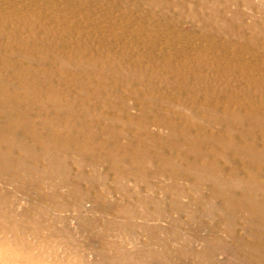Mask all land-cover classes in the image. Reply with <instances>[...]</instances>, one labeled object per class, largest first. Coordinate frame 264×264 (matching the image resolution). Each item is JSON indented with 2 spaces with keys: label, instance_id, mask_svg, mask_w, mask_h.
I'll use <instances>...</instances> for the list:
<instances>
[{
  "label": "rangeland",
  "instance_id": "obj_1",
  "mask_svg": "<svg viewBox=\"0 0 264 264\" xmlns=\"http://www.w3.org/2000/svg\"><path fill=\"white\" fill-rule=\"evenodd\" d=\"M37 1L39 3L41 2L42 5H40ZM61 1L62 0L60 1L59 0H52V1L51 0H40V1L39 0H27V1L26 0H1L0 1V5L1 4L3 5V9H0V13H1L0 19L2 20V22L0 20V24H2L0 25V66H1L0 67V79L6 80L5 82H8L11 85L10 86L8 84L9 88L13 89V91L17 93V91L22 87L21 83H22L23 78L21 79L18 78L17 74H15L16 73L15 70H6L5 64L9 62L10 65H14L15 67H21V66L23 67V64L25 65V67L29 65V67H32V69L37 68L38 70H40L42 74L40 75V77L47 78L49 75L50 79L49 78L48 79L50 81L47 80L49 81L47 83L45 80L44 83L48 84V87L57 86V88H60L61 92L63 93V97L66 103V104L63 103L62 105L61 102H59L58 104V102L54 100H53L54 103H52L50 101L51 98H49L48 103L50 106L49 105L44 106L43 104H41L42 102H45L44 100L42 101L40 100V102L38 101V103L35 102L30 106V104H27L26 102L21 101L23 100V97H22L23 93L27 95L26 92H23L24 90H21L20 94L18 93L19 96H17L18 94H16L15 92L13 96H11L12 97L11 104H18L21 106V109L18 112L19 115H24L25 112L26 114H28V112L34 114V118H33L34 120L31 121L30 123L31 126H33V123H34L33 129L39 127L41 132L46 134L47 136L49 134V137H51V135H58V139L60 141L63 140L64 146H65V149L62 150L64 152L62 156L65 157L68 155L66 157L67 159L66 166H65L66 169L57 175L56 171H53L48 167L49 160L48 159L45 160L43 158L42 154L44 152H43L42 146L37 145L39 146L37 147L33 143L34 141L33 138L29 136V129H32V127L30 128L28 123L27 124L25 123L22 127L19 128L23 143L26 146H29L31 148V151H27L28 153H24V151L23 152L18 151V152H15L13 156L12 155L10 156V158H13L14 161L19 163V166L13 165L11 161H7V164H3V165L0 164V197H2L3 200L5 201V202H1L0 200V206H1L0 207V264H208L209 262H207L208 261L207 253L205 257H201V253L206 252L205 250L206 244L203 239L211 236L212 234H216L220 238L221 243L224 244L222 247H217L215 250L214 257H215L216 262H218L219 264L229 263L232 257L229 255L230 252L226 250L225 247H230L231 245H234V244H235L234 246H236L238 245V243L241 244L242 241L244 240V238H242L244 234V229H243V226L240 220L237 222V225H235V228L232 229L225 222L222 223L219 216H216L217 213L215 214L213 211H207V212L204 211L202 212V214H197L198 211H200L201 206L198 205L196 199L194 200V196L192 192L188 190H187L188 192H185L187 194L184 193V194H181V196H179L180 197L179 202L184 206V210L181 212H177V210L176 212L172 211V207H173L172 200L175 197L173 183L175 186V182H176L174 179L176 173L173 170L174 168H171L173 164H170V166L168 165V167H170L171 170L169 169L168 174H166L165 173V169H166L165 163L163 164L162 161H160L159 159H156L155 160L156 162H154V164L150 168V170L154 173L155 177L150 178L148 182H141L140 180L137 181L136 178L139 179L143 177L140 175V173L137 174L138 176L134 175L135 173L133 172H136L135 170L131 171L132 167L135 169L136 166L138 165H135V163L132 161L131 159L132 154L130 152V149L132 148L137 149L136 143L139 137H143V136L138 135L139 133L137 132V130L139 127L141 131L143 123L135 119V124H134L133 129L128 127L127 124L129 123V121L123 111L126 110L130 116L132 115V117L139 118L141 115H143V113L141 112H143L142 108L144 107L142 106H146L151 109L154 108L153 110L155 114L153 113V115L150 117V120L147 124L149 125L148 128H150L149 129L150 131L154 133L157 132L155 134H159V135L166 129L165 127H161L160 125H158L157 119L165 120V118H167L169 115L171 116L172 114H173L175 121L178 122L177 125L182 129L183 128L192 129L195 127L194 125H196L197 127L201 126V128L206 132L204 133V136L201 139H203L205 143L207 142L210 143V145L206 146V149L208 151L212 150V148L210 147L211 142L216 141L217 136L219 138L218 141H221V143L227 146L224 149H222L223 146H220L221 148L219 150L222 153H220L221 155L218 154L219 156L218 158L216 157L215 161L218 160L219 163L222 162L221 164L226 166L227 171L229 170L228 172L230 174V172L233 171L232 169L234 167L232 166V160L233 161L236 160L235 162L239 160L238 164L240 165V168H239L240 171L238 170V172L241 173L240 176H244V173L246 172H245V166L243 165L250 163L249 160L247 159L249 158L248 157L249 155L247 156V158H246V155L239 156L240 154L238 152H235L231 147L235 146V144H238V142L241 140L240 138H238L240 135H241L240 137L243 138L245 137L246 133H249L250 131H254L258 135L259 137V139L257 138L258 147L259 148L264 147V96H260V95H264V61H262L264 60V28H263L264 0H251L252 2L250 0H231V1L218 0V3L215 2L217 0H211L209 2H207L206 0H203V1L202 0H185L183 2H181L182 0H178V1L171 0L174 2L170 1V3L167 0L168 4L160 3L156 5L154 3H153L154 5L150 4L151 0H115V1L111 0V2L110 0H102L101 1L102 3L100 2V0L99 1L95 0V2H93V0H83L84 3L83 1L80 2L81 0L80 1L79 0H75V1L74 0H63V2ZM103 1H105V4ZM54 2H56L57 6ZM99 2L102 5H99ZM15 3L17 4L19 3L20 7L16 5ZM64 3H67V4H64ZM73 3L75 4V6ZM6 5H8L9 8ZM43 5H45L46 7ZM47 5L51 7L49 8ZM66 5L69 7L67 8ZM107 5L110 10H108ZM38 6L39 8L41 7L42 8L39 9ZM192 6H193V9H191ZM241 6H242V9H241ZM59 7H60V10H59ZM117 7L119 8L117 9ZM86 8H88L87 12H86L87 10ZM33 9H36V10H33ZM62 9L63 11H61ZM120 9L121 10L124 9L123 12H121ZM225 9H227L228 11ZM1 10H3L4 12ZM37 10L41 14L38 13ZM43 10H46V12H44ZM70 10H72L73 12L72 11L70 12ZM107 10L109 11V13L107 12ZM116 10H118L119 12L118 11L116 12ZM138 10L140 11V13ZM154 10L156 14L158 15L155 14ZM99 11L100 13H98ZM222 11H225V12H222ZM77 12L80 14V16L77 14ZM132 12L133 14H130ZM201 12L203 15L201 14ZM217 12H220V13H217ZM2 14L4 17H1ZM61 14H63L64 17L63 15L61 16ZM93 14H94V17H93ZM146 14L148 17L146 16ZM248 14H249V17H248ZM99 15L100 17L98 18ZM105 15L106 17H104ZM126 15H128V17ZM152 15L154 18H152ZM114 16L115 18H113ZM116 16L118 19L120 18V20H118ZM138 16L140 17L138 18ZM200 16H203V19L205 22L200 20ZM250 17L251 19L254 18L255 20L254 19L250 20ZM257 17L258 18L260 17V20ZM58 18H60V20ZM70 18L73 19V21ZM75 18L78 20H76ZM91 18H93V21ZM140 18L141 19L143 18V19L141 20ZM39 19H40V22H39ZM46 19H48V21ZM154 19H155V22H154ZM228 19L231 21L229 22ZM247 19L248 21H246ZM52 21L54 24L52 23ZM77 21L79 22V24H77ZM123 21L125 22L123 23ZM137 21L139 22L138 24H137ZM85 22H88L89 25H87ZM225 22L227 24H225ZM51 23L53 24L54 27L52 26ZM99 23L100 25H97ZM108 23L109 24L111 23V25H108ZM114 23H116L117 26ZM149 23H150V28H148ZM216 23L218 25H216ZM68 24L69 26L68 28H66ZM101 24L103 25L105 24V26L107 27ZM134 24H136V26H133ZM231 24L233 25L234 28H236L233 35H235L236 34L235 32H237V30H240L241 27L244 28V36L239 37L241 35V32L238 33L239 35L235 38L233 42H231L232 44L229 43L228 40L226 39V36L224 35L225 33H222L220 31L221 29H224L226 27L228 28L231 27L232 26ZM166 25L169 27H166ZM87 26L89 27L87 28ZM124 26L128 28H125ZM139 26H140V29L138 30ZM158 26L160 29L158 28ZM117 27H118V32L116 30ZM132 27H133V30H132ZM162 27L164 28L163 30H162ZM102 28L104 30H101ZM98 29L100 31H98ZM109 29L110 30L113 29V30L110 31ZM124 29H126L127 31ZM135 29H137V31ZM213 29L216 32L218 31L220 32L219 34H217L218 38L212 37V36L211 37L207 36L208 37L207 38L206 35H212L210 31ZM120 30L124 33L122 34ZM130 30L132 33H128L130 32ZM142 30L143 32H141ZM145 30L146 31L148 30L147 32H145L146 34H144ZM194 30L197 31L198 34L193 33ZM113 31L115 32V34H112L114 33ZM88 32H100V33L102 32V33L99 34L101 36H97L96 33L89 34ZM133 32L135 33L133 34ZM248 32H250L251 35ZM127 33L132 36L129 37ZM102 34H104V36ZM152 34H154V36ZM201 34H203V37H201ZM40 35H43V36H40ZM75 35L76 36L78 35L77 36L78 38ZM107 35H109L108 40L106 38ZM119 35L120 36L124 35V36L118 37ZM169 35L171 37H169ZM204 36L206 38H204ZM253 36L258 38L260 42L263 44L260 46L259 52H251L252 51L251 39ZM114 37L117 42L115 41ZM117 37L119 38V40ZM75 38L77 39V41H75L76 40ZM146 38L147 39L149 38L148 41H146ZM97 39L99 40L97 41ZM170 39H172L171 40L172 42L170 41ZM221 39L222 41H219ZM123 40L125 41V45H124ZM72 41L73 42L75 41V43H73ZM106 41L107 43L109 42L111 44L109 43L106 44ZM132 41L135 42L133 44H136L138 41H140L137 43V45L140 43L138 46L139 48L142 47V49L139 51V48L138 50L135 48H132V45H133ZM142 41H144V43L146 42L147 43L143 44ZM44 42L47 43L48 45L44 46ZM183 42L184 44H182ZM103 43L104 45L106 44V47L111 46L110 48L114 50L113 51L114 54L113 52L106 51L105 53H103L102 51L95 50V49L100 48V46L102 47ZM155 43L159 44V46L162 44V46L158 47V45H156ZM223 43H226L227 46L228 45L229 46L227 47L225 46L226 44L224 45ZM27 44L29 46H27ZM34 45H37L36 49H34ZM86 45L91 46V48L94 49V51L92 52H90L89 50L83 51L81 48H84V49L87 48ZM113 45H115V47L117 46L116 47L117 49L114 48ZM153 45H155L154 48H153ZM172 45H174L175 47ZM241 45H243L244 47ZM73 46H75V48ZM221 46H223V49ZM28 47L29 48L31 47V48L28 49ZM54 47H56V49ZM192 47L194 49H192ZM199 47L200 48L202 47L201 50H203L204 52L206 50L205 55H204V52H202L201 50L200 51L196 50V48L199 49ZM211 47H214V49H212ZM237 47L239 48L240 53L237 52V49H238ZM145 49L146 51H148V49L150 50L153 49L154 52L153 54L147 52L145 53L146 56L142 57L143 54L141 51H145ZM60 50L61 51L63 50V51L61 52ZM72 50L74 52H72ZM171 50L173 51V53ZM221 50H223L224 53L223 51L220 53ZM195 51L197 53L202 52L203 54L202 53L197 54ZM101 52L103 54L100 55ZM163 52H164V55H163ZM212 52L213 53L217 52V53L213 54ZM184 53L186 54L187 59L185 58ZM56 54H58L59 56ZM178 54L179 55L182 54V56L179 57ZM212 54L216 57V59L219 58L220 60L218 59L217 61H215L214 56ZM75 55L77 58L75 57ZM147 55L149 57H147ZM151 55H152V58L154 59L150 58ZM187 55H189L191 58ZM207 55H209V57ZM26 56H29V57L31 56L30 59L33 61V63L32 61L27 62ZM32 56H34L33 59H32ZM61 56H63V58H61ZM205 56L207 58H205ZM129 57H131V59ZM134 57L137 60L136 62H138L137 65H139V67L137 69L127 68L126 70L128 71V73L126 70L122 71L121 69L122 64H127V65H131V63L136 64ZM158 57L161 60L157 59ZM254 57H255V62L252 61V59L254 60ZM56 58H59V59H56ZM182 58L184 59L182 60ZM202 58L204 59L203 61H202ZM209 58L212 59V61ZM244 58H247V60ZM46 59H48L49 61L48 60L46 61ZM147 59H150V60H147ZM166 59H169L170 63L168 60L166 61ZM205 59H208L209 61ZM157 60L160 62L162 61L161 64L160 62H157ZM178 61H179L178 63L179 65L176 64ZM182 61H184V63H182ZM67 62H70V63L68 64ZM173 62H174V67H173ZM227 62L228 63L230 62L229 63L230 65H228ZM166 63H168V65ZM186 63L191 68L187 67ZM219 63L220 65L221 64L222 65L219 66V69H218ZM87 64L92 66L95 69L99 66L97 69L102 70V71H98L99 78L97 77L96 73L89 74V75L84 74V75L79 76L80 73L78 74L76 71L77 70L78 71L81 70V72L84 71L85 68L88 66ZM115 64H117L116 66L119 70L118 71L119 74L114 72L113 69L107 72L103 71L102 69V67L105 65L111 66ZM214 64H217V65H214ZM211 65H213L212 68L210 67ZM227 65L230 67V69H228ZM182 66L183 67L185 66V68H183ZM73 68L75 72L73 71ZM189 68H190V73H189ZM196 70H198L199 74ZM203 70H206V71H203ZM214 71L216 73L218 71L219 72L215 74ZM226 71H229V72H226ZM141 72L145 73L144 75L146 76V78H144L145 76ZM163 72H165L164 75H163ZM196 73L198 75H196ZM126 74L136 75L132 77L136 79V83H134V86H131V84L127 83L126 79H124ZM71 76L73 77V80ZM74 76L76 78H74ZM82 76L83 78L85 77L84 78L86 81L85 85H82L80 83L81 80H83ZM164 76L168 77V79ZM202 76H204L205 78ZM78 77H81V78L79 79ZM118 77L121 78L120 82H117L118 83L117 87L119 86L120 91L118 90L114 93V91L110 89V87H111V83L113 84L114 79L115 78L118 79ZM188 77L190 78L188 79ZM88 78L91 79L92 81L88 82ZM110 78H111V81L109 80ZM191 78L193 79V81ZM211 78L213 79L211 80ZM221 78L222 79L224 78V79L222 80ZM71 81L73 82V84ZM186 81L194 85L193 89L184 90L183 92L186 94H183V92H178L179 86L181 84L185 85L187 83ZM208 84H210L211 86L210 85L208 86ZM255 84L256 85L259 84L257 85L258 87ZM1 85L2 84L0 81V86ZM69 85H71L73 88ZM41 87H43V84L41 85ZM155 87L156 88L161 87L162 89L164 88L163 90H165L166 92L157 91ZM207 87L209 88V90ZM245 88H246V92H245ZM247 88H248V91H247ZM84 90L87 92H85ZM69 91H71V93ZM97 93L99 94L97 95ZM155 93H159V94L155 95ZM162 93L170 94L173 98H175V100H170V101L162 100L161 99ZM248 93L257 95L258 101L257 100L250 101L248 99H242L240 97V96L247 95ZM105 94L106 96L113 95L115 99L113 100L111 98L112 99V100L110 99L111 101L110 100L103 101L99 99V98L104 97ZM123 94H126V95H123ZM178 95H180L181 97L179 98ZM211 96L213 98H215L216 96V98L213 99ZM225 96L227 97V99H225L226 98ZM14 97L15 98L17 97V98L15 99ZM207 99H210V100H207ZM121 101L123 102L127 101V102L123 103ZM193 101L196 103H194ZM118 102L120 103L118 104ZM224 102H226V104ZM68 103H71V104H68ZM237 104L238 105L240 104V106H238ZM98 105H102L103 107L98 106ZM26 106H30L29 107L30 110L28 109L29 110L28 112H27L28 107ZM32 106L33 108H31ZM113 106H115V108ZM121 107L124 109H122ZM237 107L239 108L237 109ZM248 109L251 110V112H254V111L255 112L252 113L251 115L249 114ZM73 110L74 111L76 110L75 111L76 113ZM213 110L214 112L215 111L216 112L213 113ZM95 113L98 115H96ZM86 114L89 119H87V117H84L86 116ZM102 114H104V116ZM245 115L247 116L245 117ZM65 117L66 118L68 117V118L66 119ZM109 117H112L111 119L119 121V122L116 121V123H113V125H115L114 132L116 130V132H119V134L118 133L117 134L122 136L119 139V143L116 142L117 145L116 143L113 144V141H114L113 139L109 140L110 137L113 138L115 136L114 133L108 134L109 132L105 131V125L108 123L105 121V119L110 121L111 119ZM181 119L184 121H182ZM186 119L194 122V124L192 123L186 126ZM241 119L244 120L243 123L245 122L246 123L245 125L241 123L243 125L239 126V122ZM86 121L88 122V125ZM93 125L95 126L93 127ZM63 126L64 128H62ZM231 126L236 129L241 128L240 130V132L242 131L241 134H238L239 136H235L233 133V137H230L232 135L231 133L229 134V132H231L230 131ZM94 129L97 130L96 136H95V132H93ZM99 129H101V131ZM57 131H62V132L57 133ZM99 132H102V133L99 134ZM82 134H84V136ZM89 135H91L92 138H96V140H93L95 142L94 143L95 145L94 147H92L93 151L88 150L86 152L83 150L86 153L83 156L81 155L83 152L79 150L80 146L75 143H78V144L81 143L80 141L82 140V138H85ZM213 135L214 137H212ZM65 137L67 138L70 137V140L67 138L65 139ZM71 137L72 138L74 137L73 141L75 142L71 141ZM75 137L78 139L76 140ZM182 137L183 136H180L181 139ZM227 137L228 138L230 137L231 139L230 138L228 139ZM237 138L239 139V141ZM183 140H184V137H183ZM133 141L136 143L134 144ZM129 142L133 146L127 147ZM214 143L215 142L212 143V146L214 145ZM83 144H86V142ZM110 146H111V149L112 147L114 146L115 147L111 150ZM125 148H127L128 151ZM148 148L149 146L147 147V149ZM76 150L78 153L76 152ZM107 150L108 152H106ZM106 155L107 156L109 155V156L106 157ZM115 155H117L118 157L120 155V158L123 163L120 162L118 165L114 163L113 158ZM193 156H195L194 153H193ZM145 162H146L145 164L148 165L147 161ZM155 164L157 166H155ZM123 172L129 173V175L126 174L127 175L126 176L124 174L125 175L124 176ZM131 173H132V176L130 175ZM256 181H255V184L257 186L258 185L262 186V183L264 185V178H261V179L257 178ZM180 184L179 186L181 188L183 187L189 188L191 186L187 181H181ZM260 186L258 187L260 188ZM72 188L73 189L75 188L76 192L72 193ZM93 188H94V191H93ZM210 194L211 192L209 190V185L208 184L202 185L200 189V195H202L203 198L205 197V199L210 200V197H209ZM149 197H155L156 199H159L161 202H164L165 207H166L165 209L170 210L169 213L166 214L167 213L166 212L164 216L159 217L157 213H152V212L147 211L145 208L148 205H145L144 201ZM220 203H221L220 201L215 200V199L213 201H210V205L213 206L214 208H217L220 205ZM148 209H152V206H149ZM13 220L15 223L19 225L18 228L12 227L11 221ZM201 225H205V227L201 231L202 236L200 238L197 236L196 237L193 236L192 232L198 231ZM166 247H168V249L172 251V254H171L172 256L170 255L171 256L170 259H168L167 257L168 255H166V252H165Z\"/></svg>",
  "mask_w": 264,
  "mask_h": 264
},
{
  "label": "bare ground",
  "instance_id": "obj_2",
  "mask_svg": "<svg viewBox=\"0 0 264 264\" xmlns=\"http://www.w3.org/2000/svg\"><path fill=\"white\" fill-rule=\"evenodd\" d=\"M1 1V0H0ZM27 1V0H26ZM40 1V0H39ZM52 1V0H51ZM60 1V0H59ZM75 1V0H74ZM80 1V0H79ZM83 0H81L80 2H82ZM99 1V0H98ZM102 0H100V2H101ZM113 1V0H112ZM115 1V0H114ZM169 1V3H170V1L171 0H168ZM178 1V0H177ZM183 1H185V0H182L181 2H183ZM203 1V0H202ZM207 2H209V1H211V0H206ZM229 1H231V0H229ZM251 1V0H250ZM250 1H248V2H250ZM38 2V1H37ZM44 2V1H43ZM46 2V1H45ZM61 2H63V0L61 1ZM67 2V1H66ZM88 2V1H87ZM93 2H95V0H93ZM92 2V3H93ZM100 2H99V5H102V4H100ZM104 2V4H105V1H103ZM108 2V1H107ZM110 2H111V0H110ZM171 2H174V1H171ZM212 2H214V1H212ZM215 2H217L218 3V0L217 1H215ZM252 2V1H251ZM20 3V2H19ZM19 3L17 4V3H15L16 5H18L19 6ZM26 3V2H25ZM35 3V2H34ZM39 3V2H38ZM55 4H56V2H54ZM58 3V2H57ZM70 3V2H69ZM83 3H84V1H83ZM102 3V2H101ZM114 3V2H113ZM140 3V2H139ZM160 4V3H167V0H151L150 1V4ZM179 3V2H178ZM206 3V2H205ZM221 3V2H220ZM229 3V2H228ZM40 5H42L41 4V2L39 3ZM54 4V5H55ZM64 4H67V3H64ZM74 4V3H73ZM81 4V3H80ZM95 4H97V3H95ZM110 4V3H109ZM126 4V3H125ZM130 4V3H129ZM149 4V5H150ZM153 4V5H154ZM168 4V3H167ZM173 4V3H172ZM171 4V5H172ZM183 4V3H182ZM186 4V3H185ZM211 4V3H210ZM224 4V3H223ZM227 4V3H226ZM246 4H248V3H246ZM25 5V4H24ZM31 5V4H30ZM33 5V4H32ZM58 5H60V4H58ZM69 5V4H68ZM77 5V4H76ZM116 5V4H115ZM128 5V4H127ZM165 5V4H164ZM217 5H219V4H217ZM216 5V6H217ZM252 5V4H251ZM7 7H8V5H6ZM26 6V5H25ZM43 6H45V5H43ZM48 6V5H47ZM56 6H57V4H56ZM63 6V5H62ZM65 6V5H64ZM67 6V5H66ZM71 6V5H70ZM74 6H75V4H74ZM114 6V5H113ZM118 6V5H117ZM163 6V5H162ZM170 6V5H169ZM168 6V7H169ZM175 6H176V4H175ZM186 6V5H185ZM208 6V5H207ZM224 6V5H223ZM222 6V7H223ZM250 6V5H249ZM256 6V5H255ZM20 7V6H19ZM35 7H37V6H35ZM46 7V6H45ZM49 7V6H48ZM51 7V6H50ZM49 7V8H50ZM55 7V6H54ZM61 7V6H60ZM60 7H59V10H60ZM69 6H67V8H68ZM110 7H112V6H110ZM115 7V6H114ZM119 7H121V6H119ZM119 7H117V9L119 8ZM124 7V6H123ZM209 7V6H208ZM213 7V6H212ZM225 7V6H224ZM226 7H227V5H226ZM9 8V7H8ZM38 8H39V6H38ZM37 8V9H38ZM42 8V7H41ZM41 8H39V9H41ZM79 8V7H78ZM96 8V7H95ZM101 8V7H100ZM107 8H108V5H107ZM207 8V7H206ZM210 8H211V6H210ZM214 8V7H213ZM218 8V7H217ZM0 9H3V5L1 4L0 5ZM7 9V8H6ZM22 9V8H21ZM20 9V10H21ZM63 9H65V8H63ZM63 9L61 10V11H63ZM75 9H77V8H75ZM83 9V8H82ZM87 10H86V12L88 11V8H86ZM103 9V8H102ZM113 9V8H112ZM168 9V8H167ZM171 9V8H170ZM191 9H193V6H192V8ZM219 9V8H218ZM241 9H242V6H241ZM33 10H36V9H33ZM73 10H74V8H73ZM94 10V9H93ZM98 10H99V8H98ZM108 10H110L109 8H108ZM107 10V12L109 13V11ZM121 10V9H120ZM124 10V9H123ZM123 10H121V12H123ZM165 10V9H164ZM200 10V9H199ZM212 10H214V9H212ZM211 10V11H212ZM225 10H227V9H225ZM232 10V9H231ZM1 11H3V10H1ZM19 11V10H18ZM38 11V10H37ZM44 12H46V10H43ZM51 11V10H50ZM60 11V12H61ZM72 10H70V12H71ZM102 11V10H101ZM104 11V10H103ZM118 10H116V12H117ZM129 11V10H128ZM139 11V10H138ZM173 11V10H172ZM190 11V10H189ZM201 11V10H200ZM210 11V10H209ZM208 11V12H209ZM228 11V10H227ZM242 11V10H241ZM258 11V10H257ZM4 12V11H3ZM73 12V11H72ZM113 12V11H112ZM119 12V11H118ZM126 12V11H125ZM154 12H155V10H154ZM168 12V11H167ZM175 12V11H174ZM182 12V11H181ZM207 12V11H206ZM222 12H225V11H222ZM8 13V12H7ZM10 13V12H9ZM19 13V12H18ZM22 13V12H21ZM38 13H40L39 11H38ZM48 13V12H47ZM98 13H100V11L98 12ZM128 13V12H127ZM139 13H140V11H139ZM185 13V12H184ZM192 13H194V12H192ZM215 13V12H214ZM217 13H220V12H217ZM229 13V12H228ZM41 14V13H40ZM45 14V13H44ZM63 14H64V12H63ZM63 14H61V16L63 15ZM77 14L80 16V14L77 12ZM82 14V13H81ZM130 14H133V12L132 13H130ZM152 14V13H151ZM155 14H156V12H155ZM160 14V13H159ZM182 14V13H181ZM201 14H202V12H201ZM210 14V13H209ZM212 14H213V12H212ZM222 14V13H221ZM0 15H1V13H0ZM48 15V14H47ZM50 15V14H49ZM57 15V14H56ZM76 15V14H75ZM83 15V14H82ZM81 15V16H82ZM90 15H92V14H90ZM119 15H120V13H119ZM122 15V14H121ZM137 15V14H136ZM142 15V14H141ZM144 15V14H143ZM156 15H158V14H156ZM156 15H154V16H156ZM191 15V14H190ZM203 15V14H202ZM205 15H207V14H205ZM241 15V14H240ZM253 15V14H252ZM261 15V14H260ZM264 15V14H263ZM6 16H7V14H6ZM6 16H5V18H6ZM24 16V15H23ZM58 16V15H57ZM60 16V17H61ZM72 16V15H71ZM78 16V17H79ZM88 16V15H87ZM96 16V15H95ZM124 16V15H123ZM127 17H128V15H126ZM146 16H147V14H146ZM146 16H144V17H146ZM151 16V15H150ZM173 16V15H172ZM175 16V15H174ZM180 16V15H179ZM193 16V15H192ZM191 16V17H192ZM1 17H4L3 16V14H2V16ZM9 17V16H8ZM37 17V16H36ZM63 17H64V15H63ZM92 17V16H91ZM93 17H94V14H93ZM100 17V15L98 16V18ZM104 17H106V15L104 16ZM119 17V16H118ZM122 17V16H121ZM132 17V16H131ZM140 16H138V18H139ZM142 17V16H141ZM148 17V16H147ZM158 17V16H157ZM208 17V16H207ZM211 17V16H210ZM248 17H249V14H248ZM264 17V16H263ZM39 18V17H38ZM43 18V17H42ZM56 18V17H55ZM74 18V17H73ZM113 18H115V16L113 17ZM116 18H117V16H116ZM129 18H130V16H129ZM133 18V17H132ZM134 18H136V17H134ZM137 18V19H138ZM152 18H154L153 17V15H152ZM167 18H169V17H167ZM166 18V19H167ZM171 18V17H170ZM212 18V17H211ZM222 18H223V16H222ZM241 18V17H240ZM243 18V17H242ZM245 18H247V17H245ZM258 18V17H257ZM41 19V18H40ZM40 19H39V22H40ZM49 19H51V18H49ZM59 20H60V18H58ZM71 19V18H70ZM69 19V20H70ZM76 19V18H75ZM92 19V21H93V18H91ZM96 19V18H95ZM108 19V18H107ZM118 19V18H117ZM125 19V18H124ZM141 19V18H140ZM143 19V18H142ZM141 19V20H142ZM150 19V18H149ZM148 19V20H149ZM165 19V18H164ZM163 19V20H164ZM197 19V18H196ZM221 19V18H220ZM225 19V18H224ZM254 19V18H253ZM253 19H251V17H250V20H253ZM259 20H260V17L258 18ZM263 19V18H262ZM1 20V19H0ZM37 20V19H36ZM47 21H48V19H46ZM45 20V21H46ZM68 20V21H69ZM72 21H73V19H71ZM76 20H78V19H76ZM100 20V19H99ZM109 20V19H108ZM118 20H120V18L118 19ZM126 20V19H125ZM127 20H128V18H127ZM159 20V19H158ZM195 20V19H194ZM200 20H202L203 22H205L204 21V19H203V16H200ZM206 20V19H205ZM211 20V19H210ZM219 20V19H218ZM255 20V19H254ZM50 21V20H49ZM85 21H87V20H85ZM91 21V22H92ZM96 21V20H95ZM140 21V20H139ZM167 21V20H166ZM178 21V20H177ZM182 21V20H181ZM196 21V20H195ZM216 21V20H215ZM220 21V20H219ZM226 21V20H225ZM228 21L230 22L231 20H229L228 19ZM246 21H248V19L246 20ZM257 21V20H256ZM1 22H2V20H1ZM42 22V21H41ZM54 22H56V21H54ZM64 22V21H63ZM89 22V21H88ZM88 22H85L87 25H89L88 24ZM90 22V23H91ZM106 22V21H105ZM125 21H123V23H124ZM133 22V21H132ZM152 22V21H151ZM154 22H155V19H154ZM162 22V21H161ZM165 22V21H164ZM175 22V21H174ZM185 22V21H184ZM202 22V23H203ZM211 22V21H210ZM223 22V21H222ZM259 22V21H258ZM44 23V22H43ZM42 23V24H43ZM48 23V22H47ZM52 23H53V21H52ZM51 23V24H52ZM61 23V22H60ZM68 23V22H67ZM96 23V22H95ZM94 23V24H95ZM119 23V22H118ZM127 23H128V21H127ZM134 23V22H133ZM139 22L137 21V24H138ZM147 23V22H146ZM156 23H158V22H156ZM160 23V22H159ZM163 23V22H162ZM166 23V22H165ZM215 23V22H214ZM219 23V22H218ZM261 23V22H260ZM23 24V23H22ZM41 24V23H40ZM54 24V23H53ZM53 24H52V26H53ZM64 24V23H63ZM77 24H79V22L77 21ZM115 25H116V23H114ZM130 24H132V23H130ZM164 24V23H163ZM167 24V23H166ZM191 24H192V22H191ZM205 24V23H204ZM225 24H227L226 22H225ZM263 24V23H262ZM0 25H2V24H0ZM45 25V24H44ZM76 25V24H75ZM85 25V24H84ZM96 25V24H95ZM97 25H100V23L99 24H97ZM101 25H103V24H101ZM108 25H111V23L109 24L108 23ZM115 25H113V26H115ZM142 25V24H141ZM140 25V26H141ZM216 25H218L217 23H216ZM232 25V24H231ZM68 26H69V24L66 26V28H68ZM78 26V25H77ZM86 26V25H85ZM103 26H105V24L103 25ZM117 26V25H116ZM128 26V25H127ZM130 26V25H129ZM133 26H136V24H134ZM140 26H139V28H138V30L140 29ZM147 26V25H146ZM154 26V25H153ZM165 26V25H164ZM171 26V25H170ZM198 26V25H197ZM210 26V25H209ZM230 26V25H229ZM46 27V26H45ZM54 27V26H53ZM71 27V26H70ZM76 27V26H75ZM89 26H87V28H88ZM98 27V26H97ZM97 27H95V28H97ZM100 27H102V26H100ZM105 27H107V26H105ZM125 27V26H124ZM143 27V26H142ZM166 27H169V26H167L166 25ZM202 27V26H201ZM254 27V26H253ZM49 28V27H48ZM51 28V27H50ZM65 28V27H64ZM65 28V29H66ZM72 28H74V27H72ZM93 28V27H92ZM125 28H128V27H125ZM148 28H150V23H149V25H148ZM147 28V29H148ZM155 28V27H154ZM157 28V27H156ZM158 28H159V26H158ZM200 28V27H199ZM206 28V27H205ZM263 28H264V25H263ZM79 29H80V27H79ZM89 29H91V28H89ZM94 29V28H93ZM108 29V28H107ZM142 29V28H141ZM143 29H145V28H143ZM151 29H153V28H151ZM160 29V28H159ZM158 29V30H159ZM164 28L162 27V30H163ZM252 29V28H251ZM53 30V29H52ZM51 30V31H52ZM55 30V29H54ZM68 30H70V29H68ZM72 30V29H71ZM101 30H104L103 28L101 29ZM110 30V29H109ZM113 30V29H112ZM112 30H110V31H112ZM117 32H118V27H117ZM124 30H126V29H124ZM132 30H133V27H132ZM136 31H137V29H135ZM156 30V29H155ZM200 30H202V29H200ZM236 30V28H234L233 27V25L231 26V27H226V28H224V29H221L220 31L222 32V33H225L224 35L226 36V39L228 40V42L229 43H231V42H233L234 40H235V38L239 35L238 33H240L241 32V35L239 36V37H243L244 36V28L243 27H241V29L240 30H237V32H235L236 34L235 35H233V33H234V31ZM44 31V30H43ZM46 31V30H45ZM74 31H76V30H74ZM78 31V30H77ZM81 31H82V29H81ZM84 31V30H83ZM94 31V30H93ZM98 31H100L99 29H98ZM106 31V30H105ZM121 31V30H120ZM127 31V30H126ZM125 31V32H126ZM148 31V30H147ZM146 30L144 31V34H146L145 32H147ZM150 31V30H149ZM154 31V30H153ZM246 31H247V29H246ZM47 32V31H46ZM68 32V31H67ZM73 32V31H72ZM71 32V33H72ZM114 32V31H113ZM122 32V31H121ZM141 32H143V30L141 31ZM151 32V31H150ZM149 32V33H150ZM163 32V31H162ZM167 32V31H166ZM200 32V31H199ZM228 32V33H227ZM252 32V31H251ZM14 33V32H13ZM57 33V32H56ZM65 33V32H64ZM84 33V32H83ZM89 34H95L96 33V35L97 36H101V35H99V34H101L100 32H88ZM104 33V32H103ZM106 33V32H105ZM124 32H122V34H123ZM128 33H132L131 32V30H130V32H128ZM127 33V34H128ZM135 32H133V34H134ZM136 33H138V32H136ZM152 33V32H151ZM150 33V34H151ZM159 33V32H158ZM157 33V34H158ZM193 33H196V34H198V32L197 31H193ZM201 33V32H200ZM199 33V34H200ZM203 33V32H202ZM210 33L212 34V35H206V37L207 36H212V37H217L218 35L217 34H219L220 32L218 31V32H216L214 29L213 30H211L210 31ZM250 35H251V33L250 32H248ZM247 33V34H248ZM256 33V32H255ZM254 33V34H255ZM69 34V33H68ZM78 34V33H77ZM82 34V33H81ZM112 34H115V32L114 33H112ZM117 34V33H116ZM121 34V33H120ZM156 34V33H155ZM165 34V33H164ZM170 34V33H169ZM180 34V33H179ZM248 34V35H249ZM253 34V35H254ZM34 35V34H33ZM47 35H48V33H47ZM73 35V34H72ZM79 35V34H78ZM77 35V36H78ZM88 35V34H87ZM103 36H104V34H102ZM118 35V34H117ZM116 35V36H117ZM153 36H154V34H152ZM171 35H172V33H171ZM177 35H178V33H177ZM222 35V34H221ZM220 35V36H221ZM37 36H38V34H37ZM40 36H43V35H40ZM63 36V35H62ZM76 36V35H75ZM76 36V37H77ZM108 36L109 35H107V40H108ZM110 36H112V35H110ZM121 36H124V35H121ZM120 35L118 36V37H121ZM126 36V35H125ZM128 36L129 37H131L132 35H130V34H128ZM140 36V35H139ZM148 36V35H147ZM190 36V35H189ZM245 36H247V35H245ZM74 37V36H73ZM82 37V36H81ZM88 37V36H87ZM86 37V38H87ZM117 37V38H118ZM134 37V36H133ZM157 37V36H156ZM159 37V36H158ZM169 37H171L170 35H169ZM168 37V38H169ZM201 37H203V34H201ZM205 36H204V38H206ZM209 37V38H210ZM36 38V37H35ZM47 38H48V36H47ZM62 38V37H61ZM78 38V37H77ZM83 38V37H82ZM95 38V37H94ZM110 38H112V37H110ZM122 38H124V37H122ZM151 38V37H150ZM160 38V37H159ZM161 38H163V37H161ZM165 38V37H164ZM208 38V37H207ZM218 38V37H217ZM221 38V37H220ZM33 39V38H32ZM39 39V38H38ZM43 39V38H42ZM46 39V38H45ZM69 39V38H68ZM76 39V38H75ZM105 39V38H104ZM114 39H115V37H114ZM130 39V38H129ZM128 39V40H129ZM131 39H133V38H131ZM149 39V38H148ZM148 39L146 38V41H148ZM153 39H155V38H153ZM192 39V38H191ZM34 40V39H33ZM48 40V39H47ZM73 40H74V38H73ZM99 39H97V41H98ZM118 40H119V38H118ZM126 40V39H125ZM142 40V39H141ZM151 40V39H150ZM163 40H165V39H163ZM172 39H170V41H171ZM203 40V39H202ZM207 40V39H206ZM225 40V39H224ZM242 40V39H241ZM27 41V40H26ZM35 41V40H34ZM38 41H40V40H38ZM75 41H77V39L75 40ZM75 41L73 42V43H75ZM85 41H86V39H85ZM88 41V40H87ZM115 41H116V39H115ZM121 41V40H120ZM124 41V40H123ZM135 41V40H134ZM145 41V42H146ZM158 41V40H157ZM167 41V40H166ZM165 41V42H166ZM182 41V40H181ZM181 41H179V42H181ZM187 41V40H186ZM214 41V40H213ZM219 41H222V39L221 40H219ZM93 42V41H92ZM111 42V41H110ZM117 42V41H116ZM116 42H115V44H116ZM127 42V41H126ZM130 42H131V40H130ZM138 42H140V41H138ZM137 42V43H138ZM143 42V44H146V43H144V41H142ZM162 42V41H161ZM172 42V41H171ZM173 42H174V40H173ZM198 42V41H197ZM205 42V41H204ZM210 42V41H209ZM212 42V41H211ZM215 42V41H214ZM225 42V41H224ZM236 42V41H235ZM239 42H241V41H239ZM42 43V42H41ZM54 43V42H53ZM61 43V42H60ZM67 43V42H66ZM83 43V42H82ZM90 43V42H89ZM109 43V42H108ZM107 43V41H106V44H108ZM119 43V42H118ZM133 43H135V42H133L132 41V44ZM137 43L136 44H133L132 45V48H135V49H137L138 50V48H139V44L137 45ZM157 43V42H156ZM155 43V44H156ZM176 43V42H175ZM217 43V42H216ZM238 43V42H237ZM244 43V42H243ZM63 44V43H62ZM77 44H79V43H77ZM106 44L104 45V43L102 44V47L100 46V48H98V49H95L96 51H102L103 53H105L106 51L107 52H113L114 50L112 49V48H110L109 46L108 47H106ZM109 44H111V43H109ZM121 44V43H120ZM122 44H123V42H122ZM128 44V43H127ZM163 44H165V43H163ZM172 44V43H171ZM177 44H179V43H177ZM176 44V45H177ZM182 44H184V42L182 43ZM224 45L226 44V43H223ZM232 44V43H231ZM45 45H48L47 43H45L44 42V46ZM65 45V44H64ZM67 45V44H66ZM73 45V44H72ZM124 45H125V41H124ZM152 45V44H151ZM156 45H158V47H161L162 46V44L159 46V44H156ZM180 45H181V43H180ZM189 45V44H188ZM197 45V44H196ZM205 45V44H204ZM211 45H212V43H211ZM235 45V44H234ZM237 45V44H236ZM251 45H252V51L251 52H259V50H260V46L261 45H263L261 42H260V40L258 39V38H256V37H252V39H251ZM27 46H29L28 44H27ZM31 46V45H30ZM52 46V45H51ZM54 46V45H53ZM55 46H56V44H55ZM70 46H71V44H70ZM87 46V48H81L83 51H86V50H89L90 52H92V51H94V49H92L91 48V46H89V45H86ZM94 46V45H93ZM114 46V48H116L115 47V45H113ZM120 46H122V45H120ZM131 46V45H130ZM141 46V45H140ZM168 46H170V45H168ZM172 46H174V45H172ZM199 46V45H198ZM225 46H227V44L225 45ZM224 46V47H225ZM229 46V45H228ZM227 46V47H228ZM241 46H243V45H241ZM36 47H37V45H34V49H36ZM60 47V46H59ZM58 47V48H59ZM64 47V46H63ZM69 47V46H68ZM74 48H75V46H73ZM72 47V48H73ZM79 47V46H78ZM123 47H125V46H123ZM122 47V48H123ZM155 47V45H153V48ZM164 47V46H163ZM166 47V46H165ZM175 47V46H174ZM173 47V48H174ZM179 47V46H178ZM185 47V46H184ZM183 47V48H184ZM197 47V46H196ZM203 47V46H202ZM202 47L200 48L199 47V49L198 48H196V50H198V51H200L201 49H202ZM207 47H208V45H207ZM222 47V49H223V46H221ZM220 47V48H221ZM227 47H226V49H227ZM244 47V46H243ZM248 47V46H247ZM31 48V47H30ZM29 47H28V49H30ZM55 49H56V47H54ZM80 48V47H79ZM95 48H97V47H95ZM145 48H147V47H145ZM151 48H152V46H151ZM172 48V47H171ZM170 48V49H171ZM205 48V47H204ZM212 49H214V47H211ZM232 48H234V47H232ZM238 48V47H237ZM245 48H246V46H245ZM53 49V48H52ZM61 49V48H60ZM71 49V48H70ZM117 49V48H116ZM142 49V47L141 48H139V51ZM157 49V48H156ZM160 49V48H159ZM165 49V48H164ZM163 49V50H164ZM192 49H194L193 47H192ZM208 49H210V48H208ZM3 50V49H2ZM33 50V49H32ZM63 50H65V49H63ZM62 50V51H63ZM74 50H76V49H74ZM79 50V49H78ZM131 50V49H130ZM144 50V49H143ZM151 50H153V49H151ZM150 49H148V51H146V49H145V51H141L142 52V57L143 56H146V54L145 53H151V54H153V52H154V50L153 51H151ZM176 50V49H175ZM174 50V51H175ZM183 50V49H182ZM186 50V49H185ZM229 50V49H228ZM250 50V49H249ZM37 51V50H36ZM61 51V50H60ZM61 51V52H62ZM66 51H67V49H66ZM70 51V50H69ZM68 51V52H69ZM157 51V50H156ZM172 51V50H171ZM202 52H204L203 50H201ZM223 50H221L220 51V53L222 52ZM230 51V50H229ZM35 52V51H34ZM72 52H74L73 50H72ZM76 52V51H75ZM100 53V55L101 54H103V53ZM116 52V51H115ZM119 52V51H118ZM138 52V51H137ZM166 52H167V50H166ZM170 52V51H169ZM176 52V51H175ZM180 52V51H179ZM196 52V51H195ZM202 52H199V53H202ZM215 52V51H214ZM225 52H226V50H225ZM231 52V51H230ZM237 52H239L240 53V51H239V48L237 49ZM244 52V51H243ZM250 52V53H251ZM58 53V52H57ZM60 53V52H59ZM133 53V52H132ZM131 53V54H132ZM172 53H173V51H172ZM186 53V52H185ZM184 53V54H185ZM197 53V52H196ZM199 53H197V54H199ZM205 53H206V50H205V52H204V55H205ZM213 53V52H212ZM217 53V52H216ZM216 53H213V54H216ZM223 53H224V51H223ZM227 53H229V52H227ZM233 53V52H232ZM249 53V54H250ZM70 54V53H69ZM72 54V53H71ZM113 54H114V52H113ZM116 54V53H115ZM155 54V53H154ZM157 54V53H156ZM162 54V53H161ZM203 54V53H202ZM212 54V55H213ZM260 54H262V53H260ZM12 55V54H11ZM28 55V54H27ZM35 55V54H34ZM56 55H58V54H56ZM60 55H62V54H60ZM84 55V54H83ZM87 55V54H86ZM117 55V54H116ZM139 55V54H138ZM159 55V54H158ZM157 55V56H158ZM163 55H164V52H163ZM163 55H161V56H163ZM167 55V54H166ZM179 55V54H178ZM226 55H228V54H226ZM246 55H248V54H246ZM254 55V54H253ZM59 56V55H58ZM78 56V55H77ZM82 56V55H81ZM89 56V55H88ZM136 56V55H135ZM175 56V55H174ZM182 56V54L181 55H179V57H181ZM187 56H189V55H187ZM203 56V55H202ZM208 57H209V55H207ZM210 56H211V54H210ZM214 56V55H213ZM239 56H241V55H239ZM250 56V55H249ZM258 56V55H257ZM260 56V55H259ZM28 57V58H27ZM31 57V56H30ZM30 57L29 56H26V60H27V62L28 61H32L31 59H30ZM33 57L34 56H32V59H33ZM75 57H76V55H75ZM93 57V56H92ZM101 57V56H100ZM123 57V56H122ZM147 57H149L148 55H147ZM153 57H154V55H153ZM155 57H156V55H155ZM160 57V56H159ZM157 58V59H160V58ZM167 57V56H166ZM190 57V56H189ZM221 57H222V55H221ZM231 57V56H230ZM262 57V56H261ZM61 58H63V56H61ZM66 58V57H65ZM77 58V57H76ZM80 58V57H79ZM85 58V57H84ZM114 58H115V56H114ZM130 59H131V57H129ZM139 58H140V56H139ZM150 58H152V55H151V57ZM169 58V57H168ZM185 58H186V54H185ZM191 58V57H190ZM196 58V57H195ZM205 58H207L206 56H205ZM212 58V57H211ZM36 59V58H35ZM56 59H59V58H56ZM92 59V58H91ZM123 59V58H122ZM134 59H135V57H134ZM152 59H154V58H152ZM156 59V58H155ZM162 59V58H161ZM160 59V60H161ZM175 59V58H174ZM177 59H179V58H177ZM176 59V60H177ZM184 58H182V60H183ZM187 59V58H186ZM185 59V60H186ZM210 59V58H209ZM214 59H215V61H217L218 59H216V57L214 56ZM225 59V58H224ZM232 59V58H231ZM238 59H239V57H238ZM241 59V58H240ZM244 59H246L247 60V58H244ZM244 59H242V60H244ZM257 59V58H256ZM260 59V58H259ZM262 59V58H261ZM48 59H46V61H47ZM65 60V59H64ZM104 60H106V59H104ZM103 60V61H104ZM109 60V59H108ZM121 60V59H120ZM147 60H150V59H147ZM165 60V59H164ZM169 61V59H166V61ZM188 60H189V58H188ZM187 60V61H188ZM190 60H192V59H190ZM204 59L202 58V61H203ZM205 60H208V59H205ZM211 61H212V59H210ZM220 60V59H219ZM223 60V59H222ZM235 60V59H234ZM248 60H249V58H248ZM5 61V60H4ZM40 61V60H39ZM49 61V60H48ZM113 61V60H112ZM133 61V60H132ZM137 60L135 59V62H136ZM154 61V60H153ZM171 61H172V59H171ZM201 61V60H200ZM201 61V62H202ZM209 61V60H208ZM230 61V60H229ZM232 61V60H231ZM236 61V60H235ZM240 61V60H239ZM252 61H254L255 62V57H254V60L252 59ZM262 61H264V60H262ZM6 62V61H5ZM21 62H22V60H21ZM20 62V63H21ZM36 62V61H35ZM44 62V61H43ZM91 62H93V61H91ZM126 62V61H125ZM129 62V61H128ZM134 62V63H135ZM151 62V61H150ZM157 62H160V61H158L157 60ZM162 62V61H161ZM161 62H160V64H161ZM181 62V61H180ZM186 62V61H185ZM219 62V61H218ZM242 62V61H241ZM248 62V61H247ZM253 62V63H254ZM260 62V61H259ZM32 63H33V61H32ZM68 64L70 63V62H67ZM85 63H87V62H85ZM100 63V62H99ZM122 63V62H121ZM120 63V64H121ZM137 63L138 62H136V64H133V63H131V65H127V64H122L121 65V69H122V71H125L127 68H130V69H137L138 67H139V65H137ZM154 63V62H153ZM169 63H170V61H169ZM179 63V61L176 63V64H178ZM182 63H184V61H182ZM221 63H222V61H221ZM228 63V62H227ZM230 63V62H229ZM228 63V65H230ZM252 63V64H253ZM28 64V63H27ZM26 64V65H27ZM42 64V63H41ZM58 64V63H57ZM60 64V63H59ZM133 64V65H132ZM167 65H168V63H166ZM165 64V65H166ZM188 64H189V62H188ZM194 64V63H193ZM207 64V63H206ZM235 64H236V62H235ZM15 65H17V64H15ZM55 65V64H54ZM54 65H52V66H54ZM88 65V64H87ZM96 65V64H95ZM117 64H115V65H111V66H109V65H105V66H103L102 67V69H103V71H109V70H112L113 69V71L114 72H116L117 74H119L118 73V68H117V66H116ZM159 65V64H158ZM179 65V64H178ZM182 65V64H181ZM185 65V64H184ZM186 65H187V63H186ZM199 65H200V63H199ZM201 65H203V64H201ZM214 65H217V64H214ZM222 65V64H221ZM220 65V63L218 64V69H219V66H221ZM227 65V66H228ZM249 65V64H248ZM258 65H259V63H258ZM257 65V66H258ZM263 65V64H262ZM31 66H32V64H31ZM70 66H71V64H70ZM120 66V65H119ZM141 66V65H140ZM196 66V65H195ZM208 66V65H207ZM212 66L213 65H211L210 67L212 68ZM224 66V65H223ZM222 66V67H223ZM256 66V67H257ZM1 67V66H0ZM4 67V66H3ZM54 67H56V66H54ZM64 67V66H63ZM99 67V66H98ZM97 67V68H98ZM161 67V66H160ZM173 67H174V62H173ZM180 67V66H179ZM183 67V66H182ZM181 67V68H182ZM187 67H190V66H188L187 65ZM203 67V66H202ZM209 67V66H208ZM248 67V66H247ZM39 68H41V67H39ZM68 68H70V67H68ZM95 69V68H93L92 66H90V65H88L86 68H85V70L84 71H82L81 72V70L80 71H76L78 74L80 73V75L79 76H81V75H84V74H87V75H89V74H93V73H96V75H97V77L99 78V73H98V71H102L101 69ZM144 68V67H143ZM169 68V67H168ZM183 68H185V66L183 67ZM191 68V67H190ZM190 68H189V73H190ZM224 68V67H223ZM253 68V67H252ZM254 68H255V66H254ZM5 69L6 70H15V74H17V77L18 78H23V80H22V83H21V88L17 91V93L15 92V91H13V89H10L9 88V83L8 82H5L6 80H4V79H0V81H1V84L3 85H1L0 86V164L1 165H3V164H7V161H11V163L13 164V165H17V166H19V163H17L16 161H14V159L13 158H10V156L12 155L13 156V154L15 153V152H18V151H21V152H23L24 151V153H28L27 151H31V148L29 147V146H26L24 143H23V140L21 139V135H20V130H19V128L20 127H22L25 123L27 124L28 123V125L30 126V128L32 127V129H29V136L30 137H32L33 138V143L37 146V145H40V146H42V149H43V158L46 160V159H48L49 160V165H48V167L51 169V170H53V171H56V174L58 175L60 172H62V171H64L65 169H66V157L68 156H65V157H63L62 156V154L64 153L62 150H64L65 149V146H64V141L63 140H59L58 139V135H51V137H49V134H48V136L46 135V134H44V133H42L41 132V130H40V128L39 127H37V128H35V129H33V126H34V123H33V126H31L30 125V123H31V121H33L34 119V114H32V113H29L28 111L30 110L29 109V107L33 104V103H35V102H37L38 103V101L40 102V100L42 101V100H44L45 102H42L41 104H43L44 106H47V105H49V98H51L50 99V101L52 102V103H54V101H57L58 102V104H59V102H61L62 103V105H63V103H65V100H64V97H63V93L61 92V90H60V88H57V86H50V87H48V84H45L44 82H45V80H46V82L48 83L50 80V78H49V75H48V77L47 78H44V77H40V75H42L41 74V72H40V70H38L37 68H33L32 69V67H29V65H27V67H25V65L23 64V67L21 66V67H15L14 65H10V63L9 62H7L6 64H5ZM67 69V68H66ZM72 69V68H71ZM145 69V68H144ZM154 69V68H153ZM173 69H175V68H173ZM204 69V68H203ZM222 69V68H221ZM225 69V68H224ZM223 69V70H224ZM228 69H230V67L228 66ZM227 69V70H228ZM245 69V68H244ZM250 69V68H249ZM248 69V70H249ZM258 69H260V68H258ZM263 69V68H262ZM43 70V69H42ZM76 70V69H75ZM140 70V69H139ZM215 70V69H214ZM226 70V69H225ZM252 70V69H251ZM73 71H74V68H73ZM72 71V72H73ZM127 71V70H126ZM142 71V70H141ZM146 71V70H145ZM156 71H157V69H156ZM159 71V70H158ZM184 71V70H183ZM197 72H198V70H196ZM203 71H206V70H203ZM217 71V70H216ZM231 71V70H230ZM253 71V70H252ZM263 71V70H262ZM6 72V71H5ZM10 72V71H9ZM75 72V71H74ZM160 72H161V70H160ZM176 72V71H175ZM178 72V71H177ZM188 72V71H187ZM210 72V71H209ZM208 72V73H209ZM213 72V71H212ZM219 72V71H218ZM217 72V73H218ZM220 72H221V70H220ZM226 72H229V71H226ZM233 72V71H232ZM249 72V71H248ZM260 72V71H259ZM104 73V72H103ZM127 73H128V71H127ZM141 73H143V72H141ZM150 73V72H149ZM148 73V74H149ZM158 73V72H157ZM164 73L165 72H163V75H164ZM173 73V72H172ZM193 73V72H192ZM207 73V72H206ZM211 73V72H210ZM214 73L215 74H217L215 71H214ZM1 74H2V72H1ZM121 74V73H120ZM145 73H143V75H144ZM162 74V73H161ZM198 74H199V72H198ZM197 73H196V75H198ZM213 74V73H212ZM214 74V75H215ZM248 74V73H247ZM249 74H251V73H249ZM50 75H51V73H50ZM74 75H75V73H74ZM227 75V74H226ZM262 75V74H261ZM7 76H8V74H7ZM105 76V75H104ZM133 76H136V75H131V74H126L125 75V77H124V79H126V82L127 83H130L131 84V86H134V83H136V79H134V78H132ZM145 76V75H144ZM158 76V75H157ZM177 76V75H176ZM205 76V75H204ZM204 76H202V77H204ZM208 76V75H207ZM216 76V75H215ZM222 76V75H221ZM253 76V75H252ZM2 77V76H1ZM6 77V76H5ZM72 77V76H71ZM87 77H89V76H87ZM115 77H117V76H115ZM151 77H152V75H151ZM164 77H166V76H164ZM219 77V76H218ZM228 77V76H227ZM49 78V79H48ZM74 78H76L75 76H74ZM79 79L81 78V77H78ZM82 78H83V76H82ZM85 78V77H84ZM83 78V80H81V84L82 85H85L86 84V81H85V79ZM139 78V77H138ZM144 78H146V76L144 77ZM148 78H150V77H148ZM167 79H168V77H166ZM190 77H188V79H189ZM196 78V77H195ZM205 78V77H204ZM210 78V77H209ZM250 78V77H249ZM7 79V78H6ZM120 77H118V79H114V82H113V84H115V85H113L112 83H111V87H110V89H112L113 91H114V93L116 92V91H118L119 90V86L117 87V82H120ZM140 79V78H139ZM142 79V78H141ZM192 79V78H191ZM213 78H211V80H212ZM219 79V78H218ZM217 79V80H218ZM222 79V78H221ZM224 79V78H223ZM222 79V80H223ZM226 79V78H225ZM247 79V78H246ZM253 79H254V77H253ZM47 80H49V81H47ZM72 80H73V77H72ZM110 81H111V78L109 79ZM143 80V79H142ZM148 80V79H147ZM205 80V79H204ZM249 80V79H248ZM261 80V79H260ZM74 81H76V80H74ZM89 81H92L91 79H89L88 78V82ZM94 81V80H93ZM122 81V80H121ZM140 81V80H139ZM146 81V80H145ZM165 81V80H164ZM192 81H193V79H192ZM9 82H10V80H9ZM20 82H21V80H20ZM53 82V81H52ZM55 82V81H54ZM72 82V81H71ZM123 82V81H122ZM142 82H144V81H142ZM149 82V81H148ZM148 82H146V83H148ZM155 82V81H154ZM187 82V81H186ZM205 82V81H204ZM213 82H214V80H213ZM256 82V81H255ZM18 83V82H17ZM57 83V82H56ZM69 83V82H68ZM75 83V82H74ZM169 83H170V81H169ZM172 83V82H171ZM174 83V82H173ZM176 83V82H175ZM188 83V82H187ZM181 84L180 86H179V88H178V92H183L184 90H187V89H193V86L194 85H192L191 83H188V84ZM218 83V82H217ZM258 83V82H257ZM9 84V85H8ZM36 84H38V85H36ZM43 84V87H41V85ZM72 84H73V82H72ZM140 84V83H139ZM150 84V83H149ZM152 84V83H151ZM157 84V83H156ZM201 84V83H200ZM254 84V83H253ZM45 85V86H44ZM55 85V84H54ZM105 85H106V83H105ZM158 85H159V83H158ZM170 85H172V84H170ZM210 84H208V86H209ZM256 85V84H255ZM257 85H259V84H257ZM256 85V86H257ZM263 85V84H262ZM11 86V85H10ZM20 86V85H19ZM67 86V85H66ZM69 86H71V85H69ZM78 86V85H77ZM87 86V85H86ZM120 86H122V85H120ZM185 86H186V88H185ZM211 86V85H210ZM232 86V85H231ZM249 86V85H248ZM72 87V86H71ZM117 87V88H116ZM148 87V86H147ZM163 87V86H162ZM204 87V86H203ZM214 87V86H213ZM236 87H238V86H236ZM258 87V86H257ZM15 88V87H14ZM73 88V87H72ZM80 88V87H79ZM105 88H106V86H105ZM122 88V87H121ZM134 88V87H133ZM156 88V87H155ZM208 88V87H207ZM206 88V89H207ZM240 88V87H239ZM9 89V90H8ZM17 89V88H16ZM66 89V88H65ZM83 89H85V88H83ZM144 89V88H143ZM164 89V88H163ZM161 87L160 88H156V90L157 91H160V92H166L165 90H163ZM256 89V88H255ZM262 89V88H261ZM21 90H24L23 92H26V94L27 95H25L24 93H23V100H21V101H24V102H26L27 104H30V106H26V107H28L27 108V112H28V114H26V112L24 113V115H19V111H20V109H21V106L20 105H18V104H11V99H12V97L11 96H13V94H14V92L16 93V94H20V91ZM70 90V89H69ZM73 90V89H72ZM75 90V89H74ZM100 90V89H99ZM106 90V89H105ZM125 90H126V88H125ZM133 90H135V89H133ZM132 90V91H133ZM136 90H137V88H136ZM208 90H209V88H208ZM221 90V89H220ZM219 90V91H220ZM238 90V89H237ZM257 90V89H256ZM63 91V90H62ZM68 91V90H67ZM66 91V92H67ZM83 91V90H82ZM85 91V90H84ZM108 91V90H107ZM120 91V90H119ZM131 91V90H130ZM142 91V90H141ZM140 91V92H141ZM206 91V90H205ZM230 91H231V89H230ZM239 91V90H238ZM247 91H248V88H247ZM70 93H71V91H69ZM85 92H87V91H85ZM128 92V91H127ZM139 92V91H138ZM186 92V91H185ZM189 92V91H188ZM191 92V91H190ZM218 92V91H217ZM241 92V91H240ZM245 92H246V88H245ZM251 92H252V90H251ZM99 93H100V91H99ZM99 93H97V95L99 94ZM107 93V92H106ZM111 93H113V92H111ZM148 93H149V91H148ZM204 93V92H203ZM207 93V92H206ZM234 93V92H233ZM256 93V92H255ZM19 94L17 95V96H19ZM127 94V93H126ZM126 94H123V95H126ZM143 94V93H142ZM158 95L159 93H155V95ZM183 94H186V93H184L183 92ZM191 94V93H190ZM189 94V95H190ZM68 95H69V93H68ZM87 95V94H86ZM116 95H117V93H116ZM188 95V94H187ZM15 96V95H14ZM65 96V95H64ZM91 96H93V95H91ZM102 96V95H101ZM179 96V98L181 97L180 95H178ZM203 96V95H202ZM220 96V95H219ZM238 96V95H237ZM260 96H264V95H260ZM43 97H44V99H43ZM78 97H79V95H78ZM77 97V98H78ZM85 97V96H84ZM125 97V96H124ZM157 97V96H156ZM161 99L162 100H165V101H170V100H175V98H173L170 94H165V93H162V95H161ZM212 97V96H211ZM226 97V96H225ZM242 99H248V100H257L258 101V96L257 95H253V94H251V93H248L247 95H244V96H240ZM15 98V97H14ZM17 98V97H16ZM15 98V99H16ZM82 98V97H81ZM115 99V97L113 96V95H111V96H106V94H105V96L104 97H102V98H99V99H101V100H103V101H108V100H110V99ZM185 98V97H184ZM195 98H196V96H195ZM213 98V97H212ZM215 98H216V96H215ZM215 98H213V99H215ZM14 99V100H15ZM90 99V98H89ZM111 99V100H112ZM222 99V98H221ZM225 99H227V97L225 98ZM240 99V98H239ZM54 100V101H53ZM110 100V101H111ZM198 100V99H197ZM207 100H210V99H207ZM68 101V100H67ZM76 101V100H75ZM74 101V102H75ZM183 101V100H182ZM225 101V100H224ZM84 102V101H83ZM99 102V101H98ZM121 102H123V101H121ZM125 102V101H124ZM123 102V103H124ZM127 102V101H126ZM125 102V103H126ZM160 102V101H159ZM162 102V101H161ZM179 102V101H178ZM194 102V101H193ZM222 102V101H221ZM234 102V101H233ZM97 103V102H96ZM104 103V102H103ZM109 103V102H108ZM115 103V102H114ZM120 102H118V104H119ZM122 103V104H123ZM146 103V102H145ZM182 103V102H181ZM188 103V102H187ZM191 103V102H190ZM194 103H196V102H194ZM225 104H226V102H224ZM230 103H232V102H230ZM240 103V102H239ZM260 103V102H259ZM66 104V103H65ZM68 104H71V103H68ZM86 104V103H85ZM106 104V103H105ZM104 104V105H105ZM133 104V103H132ZM163 104V103H162ZM199 104V103H198ZM197 104V105H198ZM212 104V103H211ZM244 104H246V103H244ZM23 105V104H22ZM83 105H84V103H83ZM97 105V104H96ZM114 105V104H113ZM121 105V104H120ZM137 105V104H136ZM139 105V104H138ZM143 105V104H142ZM145 105V104H144ZM230 105V104H229ZM238 105V104H237ZM236 105V106H237ZM243 105V104H242ZM256 105V104H255ZM50 106V105H49ZM66 106V105H65ZM98 106H102V105H98ZM122 106V105H121ZM140 106H141V104H140ZM216 106H217V104H216ZM238 106H240V104L238 105ZM25 107V106H24ZM68 107V106H67ZM103 107V106H102ZM101 107V108H102ZM114 108H115V106H113ZM113 107H111V108H113ZM142 107H144V108H142L143 109V112H141V113H143V115H141L139 118H136V117H132V115L130 116L129 115V113H127V111L126 110H124L123 112H124V114L126 115V117H127V119H128V121H129V123L127 124V126L128 127H130V128H132L133 129V127H134V124H135V119H137V120H139V121H141V123H143V125H142V129H141V131H140V129H139V127H138V130H137V132L139 133L138 135H140V136H143V137H139V139H138V141H137V143L136 142H134V144L136 143V145H137V147H136V145H135V147L137 148V149H135V148H132V149H130V152H131V159H132V161L135 163V165H138V166H136V168L134 169L132 166V168H131V171H136V172H133V173H135L134 175H136V176H138L137 174L138 173H140V175L143 177V178H136L137 179V181L138 180H140L141 182H148L149 180H150V178H153V177H155L154 176V173L150 170V168L152 167V165L154 164V162H156L155 160L156 159H159L160 161H162L163 162V164L165 163V166H166V169H165V173L166 174H168V170L170 169V167H168V165L170 166V164H173L172 165V167L171 168H174L173 170L175 171V173H176V175H175V177H174V179H175V181L177 182H175V186H174V183H173V188H174V191H175V197H174V199L172 200V204H173V207H172V211H175L176 212V210H177V212H181V211H183L184 210V206L179 202L180 201V197L179 196H181V194H184L185 192H188V191H190V192H192V194H193V196H194V200L196 199L197 200V203H198V205L199 206H201V209H200V211H198V213L197 214H202V212H204V211H213L215 214L217 213V215L216 216H219V218H220V220L222 221V223L223 222H225L227 225H229L230 226V228H232V229H234L235 228V225H237V222L240 220V222L242 223V226H243V229H244V234H243V236H242V238H244V240L242 241V243L240 244V243H238V245H236V246H234V245H231L230 247H225V249L226 250H228L229 252H230V256L232 257V259H231V261L229 262V263H226V264H264V185H263V183H262V186H260V185H258V186H260V188L255 184V181H256V179L258 178V179H261V178H264V147L263 148H259L258 147V144H257V138L259 139V137H258V135L254 132V131H250L249 133H246V135H245V137H240L238 134H241V132H240V130H241V128L240 129H236V128H234V127H232L231 126V132H229V134L231 133L232 135L230 136V137H233V133H234V135L235 136H239L238 138H240L241 140L239 141V139H238V144H235V146H233V147H231L235 152H238L240 155L239 156H243V155H246V158H247V156L249 157V158H247L248 160H249V162L250 163H248V164H245V165H243V166H245V172L246 173H244V176H240V174L241 173H239L238 172V170H239V168H240V165L238 164V161L237 162H235V161H233L232 160V166H234L233 167V171H231L230 172V174H229V170L227 171V168H226V166L225 165H223V164H221V163H219L218 162V160H216L215 161V159H216V157L218 158V154H220V153H222L219 149L221 148L220 146H223V148L222 149H224V148H226L227 146L226 145H224L223 143H221V141H218L219 140V138H218V136L216 137V141H213V142H215L214 143V145L212 146V143L213 142H211V148H212V150L211 151H208L207 149H206V146H208V145H210V143L209 142H207V143H205V141L203 140V139H201L203 136H204V133H206L202 128H201V126L200 127H197L196 125H194L195 127L194 128H180L178 125H177V123L178 122H176L175 121V119H174V117H173V114L170 116H168L167 118H165V120H161V119H157V123H158V125H160L161 127H165V131H163L162 133H160V135L159 134H155V133H157V132H152V131H150L149 129L150 128H148L149 127V125L147 124L148 122H149V120H150V117L153 115V113H154V108H149V107H146V106H142ZM255 107V106H254ZM31 108H33V106L31 107ZM63 108V107H62ZM83 108H84V106H83ZM83 108H82V110H83ZM90 108V107H89ZM95 108V107H94ZM107 108H109V107H107ZM122 108V107H121ZM199 108H200V106H199ZM234 108V107H233ZM239 107H237V109H238ZM250 108V107H249ZM24 109V108H23ZM26 109V108H25ZM29 109V110H28ZM96 109H97V107H96ZM122 109H124V108H122ZM198 109V108H197ZM205 109V108H204ZM220 109H221V107H220ZM227 109V108H226ZM236 109V110H237ZM241 109V108H240ZM242 109H244V108H242ZM34 110H36V109H34ZM40 110V109H39ZM70 110H72V109H70ZM107 110V109H106ZM191 110V109H190ZM203 110V109H202ZM206 110V109H205ZM215 110V109H214ZM214 110H213V113H215L214 112ZM235 110V111H236ZM254 110V109H253ZM252 110V111H253ZM25 111V110H24ZM74 111V110H73ZM76 111V110H75ZM74 111V112H75ZM87 111V110H86ZM111 111V110H110ZM200 111V110H199ZM221 111V110H220ZM233 111V110H232ZM234 111V112H235ZM247 111V110H246ZM248 111H249V114H251L252 115V113H254V112H251V110H249L248 109ZM23 112V111H22ZM32 112V111H31ZM41 112V111H40ZM78 112V111H77ZM83 112V111H82ZM120 112V111H119ZM118 112V113H119ZM171 112V111H170ZM263 112V111H262ZM45 113V112H44ZM76 113V112H75ZM97 113V112H96ZM95 113V114H96ZM117 113V114H118ZM191 113V112H190ZM193 113V112H192ZM236 113V112H235ZM241 113V112H240ZM40 114V113H39ZM38 114V115H39ZM43 114V113H42ZM61 114V113H60ZM85 114V113H84ZM88 114H89V112H88ZM93 114V113H92ZM112 114H113V112H112ZM116 114V115H117ZM155 114V113H154ZM261 114V113H260ZM41 115V114H40ZM47 115H49V114H47ZM54 115V114H53ZM58 115V114H57ZM70 115V114H69ZM96 115H98V114H96ZM103 116H104V114H102ZM107 115V114H106ZM45 116V115H44ZM157 116H158V114H157ZM205 116V115H204ZM207 116V115H206ZM222 116V115H221ZM234 116V115H233ZM247 115H245V117H246ZM74 117H75V115H74ZM84 117H87V114H86V116H84ZM106 117H108V116H106ZM124 117V116H123ZM155 117V116H154ZM166 117V116H165ZM244 117V116H243ZM244 117V118H245ZM50 118V117H49ZM53 118V117H52ZM57 118V117H56ZM66 118V117H65ZM68 118V117H67ZM66 118V119H67ZM71 118H72V116H71ZM110 119L112 118V117H109ZM114 118V117H113ZM206 118V117H205ZM223 118V117H222ZM243 118V119H244ZM87 119H89L88 117H87ZM98 119V118H97ZM109 119V120H110ZM116 119V118H115ZM184 119V118H183ZM243 119H241L240 120V122H239V126H242L243 124L245 125V123H243ZM36 120V119H35ZM49 120V119H48ZM81 120V119H80ZM101 120V119H100ZM182 120V119H181ZM238 120V119H237ZM246 120V119H245ZM91 121V120H90ZM105 121L106 122H108L106 125H105V131L106 132H109L108 134H112V133H114V137L112 138V137H110L109 138V140H111V139H113L114 141H113V144L114 143H116V142H118L119 143V139L122 137L121 135H118L119 134V132H116V130H115V132H114V129H115V125H113V123H116V121L117 120H114V119H111L110 121H108V120H106L105 119ZM182 121H184V120H182ZM223 121V120H222ZM251 121H252V119H251ZM42 122H43V120H42ZM53 122V121H52ZM81 122V121H80ZM87 122V121H86ZM86 122H85V124H86ZM117 122H119V121H117ZM126 122V121H125ZM181 122V121H180ZM256 122H258V121H256ZM83 123V122H82ZM99 123V122H98ZM103 123V122H102ZM194 124V122H192V121H190V120H187L186 119V126L188 125V124ZM241 123H243V124H241ZM63 124V123H62ZM104 124V123H103ZM102 124V125H103ZM117 124H119V123H117ZM216 124V123H215ZM81 125V124H80ZM87 125H88V122H87ZM137 125V124H136ZM219 125V124H218ZM217 125V126H218ZM85 126V125H84ZM95 125H93V127H94ZM210 126V125H209ZM222 126V125H221ZM75 127V126H74ZM87 127V126H86ZM90 127V126H89ZM92 127V128H93ZM119 127H120V125H119ZM141 127V126H140ZM192 127V126H191ZM211 127V126H210ZM258 127V126H257ZM54 128H55V126H54ZM62 128H64V126L62 127ZM85 128V127H84ZM239 128V127H238ZM252 128V127H251ZM74 129V128H73ZM135 129V128H134ZM164 129V128H163ZM214 129V128H213ZM226 129V128H225ZM22 130H23V128H22ZM28 130V129H27ZM58 130V129H57ZM93 130V129H92ZM97 130H98V128H97ZM97 130L96 129H94V131L93 132H95V136H96V133H97ZM100 131H101V129H99ZM124 130H126V129H124ZM131 130V129H130ZM129 130V131H130ZM224 130V129H223ZM89 131V130H88ZM132 131V130H131ZM130 131V132H131ZM207 131V130H206ZM53 132H55V131H53ZM58 132H62V131H57V133ZM74 132V131H73ZM91 132V131H90ZM103 132V131H102ZM102 132H99V134L100 133H102ZM209 132V131H208ZM211 132V131H210ZM243 132H245V131H243ZM118 133V134H117ZM121 133V132H120ZM127 133H128V131H127ZM66 134V133H65ZM64 134V135H65ZM88 134V133H87ZM122 134V133H121ZM222 134V133H221ZM225 134V133H224ZM27 135H28V133H27ZM83 136H84V134H82ZM107 135V134H106ZM226 135V134H225ZM71 136H73V135H71ZM74 136H75V134H74ZM94 136V137H95ZM103 136H104V134H103ZM180 136H183L184 137V140H183V137H182V139L180 138ZM220 136V135H219ZM227 136V135H226ZM135 137V136H134ZM212 137H214V135L212 136ZM229 137V138H230ZM28 138V137H27ZM63 138V137H62ZM67 137H65V139H66ZM74 138V137H73ZM73 138L71 137V141L72 142H75V141H73ZM76 138V137H75ZM82 138V137H81ZM206 138V137H205ZM223 138V137H222ZM226 138V137H225ZM228 138V137H227ZM228 138V139H229ZM236 138V137H235ZM24 139V138H23ZM67 139H69L70 140V137L69 138H67ZM78 138H76V140H77ZM231 139V138H230ZM75 140V139H74ZM93 140H96V138H92V136L91 135H89V136H87V137H85V138H82V140L80 141L81 143H75V144H77V145H79L80 146V148H79V150H81L83 153L81 154V155H85L86 153L84 152V151H88V150H92V147H94V141ZM233 141V140H232ZM86 142V144H83V143H85ZM109 142V141H108ZM234 143H235V141H234ZM233 143V144H234ZM65 144H66V142H65ZM68 144V143H67ZM74 144V143H73ZM90 144V145H89ZM97 144V143H96ZM106 144V143H105ZM116 145H117V143H116ZM119 145V144H118ZM75 146V145H74ZM73 146V147H74ZM97 146V145H96ZM95 146V147H96ZM120 146V145H119ZM128 146H133L130 142L128 143V145H127V147ZM149 146V148L147 149V147ZM37 147H39V146H37ZM67 147V146H66ZM73 147H71V148H73ZM91 147V148H90ZM115 147V146H114ZM114 147H112V149L114 148ZM122 147V146H121ZM120 147V148H121ZM90 148V149H89ZM118 148V147H117ZM106 149V148H105ZM110 149H111V146H110ZM111 149V150H112ZM126 150H127V148H125ZM151 149V150H150ZM72 150V149H71ZM84 150V151H83ZM104 150V149H103ZM118 150V149H117ZM93 151V150H92ZM128 151V150H127ZM76 152H77V150H76ZM91 152V151H90ZM100 152V151H99ZM98 152V153H99ZM106 152H108V150L106 151ZM123 152V151H122ZM78 153V152H77ZM104 153V152H103ZM102 153V154H103ZM114 153V152H113ZM193 153L195 154V156H193ZM231 153V152H230ZM112 154V153H111ZM125 154V153H124ZM212 154V155H211ZM227 154V153H226ZM229 154V153H228ZM221 155V154H220ZM79 156V155H78ZM109 156V155H108ZM107 155H106V157H108ZM125 156V155H124ZM127 156V155H126ZM230 156V155H229ZM45 157H47V158H45ZM114 163H116L117 165L120 163V162H122V160H121V158H120V155H119V157L117 156V155H115L114 156ZM126 159V158H125ZM223 159V158H222ZM110 160V159H109ZM220 160V159H219ZM81 161V160H80ZM90 161V160H89ZM94 161H96V160H94ZM103 161H105V160H103ZM145 161H147V163H148V165L147 164H145L146 162ZM85 162H87V161H85ZM130 162V161H129ZM246 162V161H245ZM95 163H97V162H95ZM102 163V162H101ZM110 163V162H109ZM123 163V162H122ZM128 163V162H127ZM132 163V162H131ZM92 164H94V163H92ZM105 164V163H104ZM155 166H157L156 164H155ZM128 167H130V166H128ZM162 167V166H161ZM124 169V168H123ZM171 170V169H170ZM248 170V171H247ZM124 171V170H123ZM161 171H163V170H161ZM240 171V170H239ZM153 173V174H152ZM159 173H160V171H159ZM129 175V173H124L123 172V175ZM157 174V173H156ZM124 175V176H125ZM126 175V176H127ZM131 176H132V173L130 174ZM133 175V176H134ZM106 176V175H105ZM160 176V175H159ZM57 178V177H56ZM155 180V179H154ZM181 181H187L191 186L189 187V188H186V187H183V188H181L180 186H179V184H180V182ZM58 182V181H57ZM56 182V183H57ZM257 182V181H256ZM263 182V181H262ZM258 183V182H257ZM143 184V183H142ZM204 184H208L209 185V190H210V192H211V194H210V200H207V199H205V197L203 198V196L202 195H200V189H201V186L202 185H204ZM181 185V184H180ZM74 187V186H73ZM208 187V186H207ZM188 190V191H187ZM93 191H94V188H93ZM144 191V190H143ZM159 191V190H158ZM160 191H162V190H160ZM74 192H76V189L74 188H72V193H74ZM189 192V193H190ZM208 192V191H207ZM145 194V193H144ZM158 194V193H157ZM168 194V193H167ZM185 194H187V193H185ZM165 197V196H164ZM218 200V201H220L221 203H220V205L217 207V208H214L213 206H211L210 205V201H213V200ZM0 200H1V202H5L4 200H3V198L2 197H0ZM139 202V201H138ZM143 203V202H142ZM144 203H145V205H148L145 209L147 210V211H149V212H152V213H157L158 215H159V217H162V216H164L165 215V213L166 214H168L169 213V211L170 210H166L165 208V203L164 202H161L159 199H156L155 197H149V198H147L145 201H144ZM2 204H4V203H2ZM1 204V205H2ZM52 205V204H51ZM149 206H152V209H148V207ZM1 207V206H0ZM153 207H155V208H153ZM213 207V208H212ZM11 210V209H10ZM30 211V210H29ZM121 212V211H120ZM132 212V211H131ZM173 214V213H172ZM197 214H196V216H197ZM163 219V218H162ZM11 223H12V227H16V228H18V224L17 223H15L14 222V220L13 221H11ZM219 223V222H218ZM221 224V223H220ZM225 224V225H226ZM195 226V225H194ZM11 227V226H10ZM83 227V226H82ZM205 227V225H201V227L199 228V230L198 231H193L192 232V234H193V236H197V237H201L202 236V229ZM207 229V228H206ZM205 229V230H206ZM208 231V230H207ZM206 231V232H207ZM173 232H175V231H173ZM191 234V235H192ZM177 236V235H176ZM204 240V242H205V244H206V248H205V250H206V252H202L201 253V257H205L206 256V253H207V256H208V261L207 262H209L208 264H219L218 262H216V260H215V257H214V255H215V250H216V248L217 247H222L224 244H222L221 243V241H220V238L216 235V234H212L211 236H209V237H207V238H205V239H203ZM157 242V241H156ZM166 251V255H168L167 257H168V259H170V257L172 256L171 254H172V251L170 250V249H168V247H166V249H165ZM171 255V256H170ZM174 258V257H173ZM214 258V259H213Z\"/></svg>",
  "mask_w": 264,
  "mask_h": 264
}]
</instances>
